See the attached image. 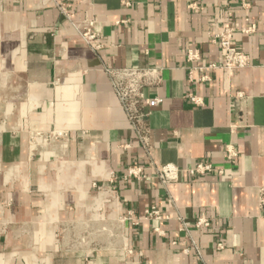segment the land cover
Returning <instances> with one entry per match:
<instances>
[{
	"label": "crops",
	"instance_id": "obj_1",
	"mask_svg": "<svg viewBox=\"0 0 264 264\" xmlns=\"http://www.w3.org/2000/svg\"><path fill=\"white\" fill-rule=\"evenodd\" d=\"M122 1L0 0V264H264V0ZM228 13L250 60L232 75L209 68L222 63L213 37ZM106 68L158 71L143 90L162 99L146 120L148 149ZM200 162L223 175L190 178ZM169 164L181 172L163 186ZM201 217L208 228L195 227ZM92 233L115 249H93Z\"/></svg>",
	"mask_w": 264,
	"mask_h": 264
},
{
	"label": "built area",
	"instance_id": "obj_2",
	"mask_svg": "<svg viewBox=\"0 0 264 264\" xmlns=\"http://www.w3.org/2000/svg\"><path fill=\"white\" fill-rule=\"evenodd\" d=\"M122 5L129 6V1L123 0ZM59 11L69 17L66 14L63 5H56ZM190 8L198 9L195 5H191ZM230 14L226 15V24L223 29L213 37V43H218L222 54V63L218 66L212 65L210 69H219L224 75L235 74L250 65V60L247 55L242 51H239L233 45V33L234 29L229 25ZM93 21H85L84 26L79 28L80 35L84 40V43L93 50L100 48V35L96 32H92L94 26ZM73 24V23H72ZM256 27L253 25L244 30V33H254ZM189 63H194L199 60V54L197 51H189L186 57ZM106 73L111 89L122 109L124 115L135 131L137 138L141 145L148 149L149 131L146 126V120L150 115V111L159 107L162 104L160 98H148L144 95L143 90L146 87L157 84L158 71L155 69L138 68V69H104ZM187 99L195 106H201L202 102L199 98L192 94L187 95ZM237 158L236 151L231 147H226L225 161L230 165L235 164ZM180 169L174 165H164L157 173V177L163 186L169 183L178 181L180 175ZM186 174L190 178H201L211 174L223 175L222 170H217L211 163L200 162L194 167L187 169ZM129 175H135V170H129ZM258 205L262 216L264 217V187L258 190ZM147 216L155 220H160L161 217L155 208H151L147 212ZM210 225L208 219L201 217L195 222L197 229L208 228ZM218 249H222V245H217Z\"/></svg>",
	"mask_w": 264,
	"mask_h": 264
},
{
	"label": "rangeland",
	"instance_id": "obj_3",
	"mask_svg": "<svg viewBox=\"0 0 264 264\" xmlns=\"http://www.w3.org/2000/svg\"><path fill=\"white\" fill-rule=\"evenodd\" d=\"M60 228L62 229H79V230H83L85 227L82 223H62ZM115 223L113 224V229H115ZM100 225L99 223H93L92 225V229L93 231L95 230H99L100 229ZM89 228V227H87ZM70 243L71 242H76V243H82L83 238H71V239H67ZM77 245V244H76ZM115 245H116V239L115 238H109L106 239L105 237H101L100 233H92V248L93 249H104V250H108V252H111L112 250L115 249ZM110 255V253L108 254ZM113 257V256H112Z\"/></svg>",
	"mask_w": 264,
	"mask_h": 264
}]
</instances>
